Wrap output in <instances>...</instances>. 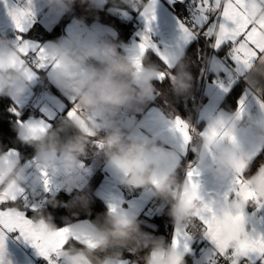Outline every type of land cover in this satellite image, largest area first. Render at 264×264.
<instances>
[{
    "label": "crops",
    "instance_id": "obj_1",
    "mask_svg": "<svg viewBox=\"0 0 264 264\" xmlns=\"http://www.w3.org/2000/svg\"><path fill=\"white\" fill-rule=\"evenodd\" d=\"M188 1L133 0L132 6L129 7L119 4L118 0L117 5H114L112 0H93L95 5L115 13L123 22H130L128 34L122 36L124 31L112 24L99 20L86 21L74 16L65 24L59 39L55 40L41 39L39 32V36H30V33L35 25L51 31L68 11H64L58 5H50L49 0H0V40L9 41L12 50L19 60L23 61L22 67H15L14 65H18L19 60L13 59L4 70H23L24 73L30 72L32 77L29 79L25 74L28 88L23 96L16 98L8 95L17 108L30 106L36 90L46 85L43 99L36 106L37 110L34 109L35 111L29 117L20 122L19 129L26 130L25 133H19L20 137L25 140H36L29 133V126L43 125L47 127L48 132L61 115L67 119V122L74 120L69 117V113L77 105L80 107L82 118L95 120V116L90 110L85 109L75 96L57 86L55 58L48 67L38 69L35 64L26 62V56L19 54V47L28 43L45 49L51 56L49 46L57 41L71 49L78 39L86 43L107 40L116 44L117 50L126 56L133 65L135 61L139 60L142 67L137 71L148 67L143 62L148 51L159 57L161 62L170 69L179 62L188 47L197 40L194 31L184 23L177 12L184 8ZM204 1L212 6V9L208 12L209 19L204 21L203 18H199L198 25L200 29L207 30L214 36V47L218 54L210 55L202 85L205 101L198 110V121L202 122V126L197 159H189L190 152L194 148L192 146V127L168 107L163 94L158 89L157 83L166 76L163 70L156 68L155 79L151 82L150 99L142 102L134 100L130 106L120 109L118 113V116L124 118L120 122V127L125 133L135 135L141 140L155 142L166 152L175 154V167L170 170L171 173L176 171L184 158H188L186 160L188 168L182 179L179 197L181 210L190 212L194 199L202 201V207L196 210L195 214L204 226L207 244L200 248L199 257L194 256V242L180 219L174 218L172 224L161 231L148 229L138 224L142 243L159 244V247L163 249L160 252L152 250L150 259L153 264L164 260L169 252L178 254L182 259L191 255L194 261H200L201 264H217L216 252L227 249L228 243L232 240L238 242L237 247L242 245L245 240V232L249 237H255L257 240L264 236V165L256 167L248 175L244 174L249 161L259 153L264 145V51H260L256 47L248 48V51L252 52V56L245 64L244 58H238L236 55L239 42L242 41L225 40L218 44L220 26L225 23L223 10L228 0ZM249 4L248 21L254 24L264 23V0H249ZM19 9L31 13L23 32L16 29L11 15ZM136 14L146 22L148 28L155 33V37L146 36L135 25L133 19ZM142 44L145 45L143 51L140 47ZM230 45L233 46L234 53L231 62L224 63L219 52H224ZM31 56L33 55L31 54ZM171 77L174 82H181V79L176 75H171ZM224 79L229 80V86L222 84ZM238 80L245 84V88L238 97L237 108L234 111H228L222 107V102L230 87ZM254 106H258V108L252 113L251 110ZM177 119L186 125L184 132L188 136L187 142L176 131ZM213 130L215 134H213ZM230 137H234V140ZM215 149H219L220 152L218 153ZM104 151L105 148L101 140L90 138L85 154L78 158L76 171L69 173L59 165V156L53 158L54 162L51 165H41L36 153L22 160L17 149H9L0 156V164L7 165L14 158L22 166L25 180L22 185H18L15 179L6 183L5 173L0 172V196L8 199L7 202L0 204V211L19 212L30 220L33 231L42 240L49 242L50 251H55L57 231L64 228H69L71 235L86 238L97 247L96 243L82 231L83 228L94 225L90 220L80 219L58 228H51L45 218L30 216L21 203L15 202L22 201L23 196L30 190L37 187L44 188L42 172L47 173V178L50 181L49 188L55 190H58L57 183L52 182L50 178L74 176L75 184L61 190L67 192L83 187L95 173H98L99 182L95 187V194L104 201L109 214L127 215L134 220L143 219L144 222L150 224V221L143 216L148 211L154 195L132 186L138 190V194L132 197L126 196L123 189L124 184L120 182L122 178L106 164ZM30 171L34 173L27 180L26 176ZM189 172L193 173L191 178L188 176ZM237 180H240L243 185V194L240 196L237 195V190L240 188ZM192 184L197 186L195 191L191 188ZM21 189L23 191H20ZM248 192L252 194L251 199H245ZM111 207H115L117 211L112 213ZM201 215L215 217L211 228L205 225ZM241 215L244 218L243 221L238 219ZM151 224L154 225L152 222ZM209 232L219 246L209 238ZM0 234L4 237L3 248L0 249V264H40V260H43L45 264H66L65 250L69 248L68 246L61 250L62 256L54 262L53 255L50 259H46L19 231H7L0 228ZM73 241L74 245L84 246L76 240ZM232 256L236 262L246 260L247 264H264V255L258 253L246 256H237L232 253ZM118 264L139 263L129 258H121Z\"/></svg>",
    "mask_w": 264,
    "mask_h": 264
},
{
    "label": "clouds",
    "instance_id": "obj_2",
    "mask_svg": "<svg viewBox=\"0 0 264 264\" xmlns=\"http://www.w3.org/2000/svg\"><path fill=\"white\" fill-rule=\"evenodd\" d=\"M77 0H49L50 5H58L70 11ZM81 5L93 6V0H79ZM117 5V0H112ZM119 4L132 6L133 0H118ZM118 46L107 40L86 43L78 39L71 49L57 41L49 46L50 54L59 67L55 70L57 86L77 98L79 103L94 114L95 120L84 118L87 128L94 134L86 135L79 121L72 120L58 130L48 132L35 141H30L41 165H51L53 158L60 157L59 165L69 173L77 168L78 158L85 154L90 138L102 141L106 164L122 178L125 186H135L151 192L162 201L174 197L178 187L177 177L170 170L175 167V154L166 152L155 142L141 140L125 133L116 118L120 109L130 106L135 100L142 102L151 98L152 80L156 67L148 66L140 71L122 55ZM19 60L7 40H0V93L19 98L27 91V77L23 70L9 69L10 61ZM184 84L178 85L183 91ZM26 130L18 129L20 134ZM218 153L219 149H215ZM0 172L5 173V182L15 179L22 185L25 174L22 166L13 158L7 165L0 164ZM64 184H75L74 176H67ZM90 197L75 198L69 207H79L87 211ZM181 201L177 196L172 202L171 213L180 218ZM97 245L95 250L69 247L65 250L66 264H118L122 251L137 249L142 243L139 225L134 219L122 214H108L102 222L83 228ZM163 251L159 246L153 249ZM148 264H153L149 259ZM158 264H183L178 254L171 253Z\"/></svg>",
    "mask_w": 264,
    "mask_h": 264
},
{
    "label": "trees",
    "instance_id": "obj_3",
    "mask_svg": "<svg viewBox=\"0 0 264 264\" xmlns=\"http://www.w3.org/2000/svg\"><path fill=\"white\" fill-rule=\"evenodd\" d=\"M74 16L80 17L86 21L99 20L112 24L121 31H124L122 36L128 34L130 31V22H123L115 13L110 12L106 8H100L94 3L92 7L88 4L81 5L79 0H77L72 9L61 18L51 31L35 25L30 36H36L39 32L41 36H38L41 39H59V36L63 33L65 24ZM216 53L218 54V52ZM221 54L225 55V51H220L219 55L221 56ZM210 55L211 52L207 46H205L200 39H197L188 47L179 62L170 69H168L166 65L161 62L160 58L151 51H148L143 59L146 66H155L165 72V78L157 83L158 89L163 94L168 107L186 120L192 127V146L194 148L190 152V160L197 159L201 144L200 130L202 122L198 121V110L200 105L205 101V96L202 94V85L205 80V71ZM171 75H176L181 79V82H183L184 89L182 92L178 90V85L181 82H174ZM207 77L208 75L206 79ZM244 88L245 84L241 80L234 83L224 98L222 107L228 111H234L237 108L238 97ZM34 109L37 110V107L33 106L32 103L30 106L17 108L9 95L0 94V156L12 148L20 152L22 160L35 153V148L33 144L30 143V141L35 140L22 139L18 132L20 122L29 117L35 111ZM66 122L67 119L62 120L60 123L61 126ZM186 160H188V158H184L174 172L179 180L183 179L187 171L188 166ZM260 165H264V145L259 153L249 161L244 174H250ZM98 182L99 175L95 173L83 187L73 189L70 192L58 191L54 201L46 206L39 205L37 209L32 208V203H24L21 200L15 203H21L30 216L45 218L49 222L51 228H58L80 219H87L96 224L97 222H102L109 214L104 201L95 194V187ZM84 195L90 197V206L87 211H83L79 207H69L75 198ZM143 218L148 219L150 224L144 222L145 220L143 221V219L135 220L136 223L156 231L164 230L166 227L170 226L174 220L171 210L168 207L164 208L160 215L143 216ZM151 222L154 225H152ZM73 245L74 241L71 240L66 246L88 248L86 246H79L78 244ZM157 246H159V244L141 243L140 247L137 249L129 248L123 250L121 258H129L139 264H148L151 252ZM96 248L97 247L88 249L95 250ZM193 261L194 258L191 255H187L183 258V264H193Z\"/></svg>",
    "mask_w": 264,
    "mask_h": 264
},
{
    "label": "snow or ice",
    "instance_id": "obj_4",
    "mask_svg": "<svg viewBox=\"0 0 264 264\" xmlns=\"http://www.w3.org/2000/svg\"><path fill=\"white\" fill-rule=\"evenodd\" d=\"M249 0H228L226 6L223 10V19L225 23L220 26L219 38L217 43H222L225 40H232L233 42H239V47L236 50V55L238 58L243 57L244 63H248V58L252 56V52L248 51L250 47H256L260 51H264V23L254 24L248 21V9H249ZM145 14V13H144ZM12 18L15 23L16 29L19 32H23L25 30V25L28 21L31 13L24 9H19L15 13H12ZM146 15V14H145ZM147 16V15H146ZM154 18V17H153ZM231 25V27H229ZM19 39V37H18ZM141 51L144 50L145 45L142 44ZM19 54L21 56H28L32 54L35 57V66L38 69H43L48 67L50 62L54 59L53 56H49L45 49L40 48L38 46H32L28 43H24L23 46L19 47ZM23 61L19 60L18 65H14L15 67H22ZM134 66L137 70H139L142 66L139 60L134 62ZM55 68L59 67L57 63L54 65ZM29 79H31V73H25ZM163 78V77H161ZM69 117L79 121L81 125V130L88 136L94 135L86 126L84 122V118L81 116V110L79 105L69 113ZM184 125L181 120H176V131H178L182 136L185 142L188 141V136L184 132ZM47 132V127L43 125H30L29 133L33 139H38L41 135H45ZM213 134L215 131L213 130ZM230 139L234 140V137H230ZM41 175L44 177L43 184L45 192L49 191L50 181L47 178V173L42 172ZM193 173L189 172L188 176L191 178ZM237 184L240 188L237 190V195L240 196L243 194V185L240 180H237ZM191 188L195 191L197 186L195 184L191 185ZM20 191H23L22 189ZM252 194L248 192L245 195V199H251ZM7 198L4 196H0V204L7 202ZM110 211L115 213L117 210L115 207H111ZM206 226L211 228L214 224L215 217L212 215H201L200 216ZM238 219L244 220L243 216H239ZM0 228H3L7 231H19L20 234L27 240L30 241L32 246L35 247L41 255H43L46 259H50L52 255H59V252L65 248V246L69 243V240H76L80 242L82 245L87 247H95L94 244L90 242V240L86 238H82L79 236L71 235V230L69 228H64L62 230H58L56 233V241L54 244L55 251L49 250V242H46L41 239V237L35 233L32 229V222L25 218L21 213L14 212L11 210L0 211ZM209 238L217 244L214 237L211 236V233H208ZM3 235L0 234V249L3 248ZM218 245V244H217ZM175 246V244H174ZM219 246V245H218ZM229 248L223 249V253H227ZM233 255H248V254H260L264 255V236H261L258 240L255 237H249L245 232V240L242 245L237 248H232Z\"/></svg>",
    "mask_w": 264,
    "mask_h": 264
},
{
    "label": "built area",
    "instance_id": "obj_5",
    "mask_svg": "<svg viewBox=\"0 0 264 264\" xmlns=\"http://www.w3.org/2000/svg\"><path fill=\"white\" fill-rule=\"evenodd\" d=\"M204 6H203V5ZM212 9V6L208 5L204 0H189L188 3L182 8L178 10V15L184 21V23L194 31L196 34V38L200 39L205 46L209 49L211 54H216V49L214 47V38L212 34H210L207 30H203L199 28L198 19L203 18L204 21L209 19L208 12ZM133 22L137 27H139L146 36L155 37V33L151 31L146 22L135 15ZM234 53V48L232 45L228 46L225 50V55L220 56L224 63L231 62L232 56ZM26 62L28 64H35L34 57L29 54L26 56ZM46 79V78H45ZM224 86H229L230 82L228 79H224L222 81ZM46 89V85L41 86L38 90H36L34 94V98L32 100L33 106H37L40 101L43 99L44 92ZM258 106H254L251 110L254 113L257 110ZM120 122L124 119L121 116L116 117ZM64 116H59L53 126L49 129L48 132L58 130L61 127V121L64 120ZM47 132V133H48ZM37 168V167H35ZM33 171H30L26 179L29 180L33 175ZM65 176H60L58 178H50V180L54 183H57V188L59 191L64 190L66 185L64 184ZM178 187L174 191V197L170 198L169 201H162L154 196L151 201L148 211L145 213V216H153L162 214L164 208L168 207L170 210L172 208V202L178 196L180 197L181 189H182V180L177 179ZM124 192L126 196L132 197L138 194V190L133 188L132 186L123 185ZM58 190L49 188V191L45 192L43 187H37L34 190L28 191L25 196H23L22 201L25 203H37L41 206L49 205L52 201L56 199ZM202 207V201L200 199H194L192 201L190 212H184L180 209V220L182 225L185 227L187 233L191 236L194 242L193 253L195 257L200 256V248L207 244V240L204 234V226L202 222L196 216V210ZM238 242L236 240H232L228 243V248L230 252L232 248L237 247ZM227 252L223 253L222 251L216 252L215 260L217 264H247L246 260H240L239 262L234 261L235 259L232 256V253ZM62 256V251L59 252V255H53V261L56 262ZM40 264H45L43 260H40Z\"/></svg>",
    "mask_w": 264,
    "mask_h": 264
},
{
    "label": "rangeland",
    "instance_id": "obj_6",
    "mask_svg": "<svg viewBox=\"0 0 264 264\" xmlns=\"http://www.w3.org/2000/svg\"><path fill=\"white\" fill-rule=\"evenodd\" d=\"M30 185H31V183H30ZM38 206H39V205H38L37 203H33V204H32V208H34V209H37ZM58 264H59V263H58ZM193 264H201V263H200V261H194ZM206 264H208V263H206Z\"/></svg>",
    "mask_w": 264,
    "mask_h": 264
}]
</instances>
